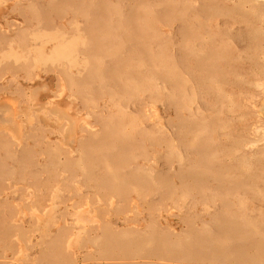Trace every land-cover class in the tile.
<instances>
[{
	"label": "rangeland",
	"instance_id": "374dc122",
	"mask_svg": "<svg viewBox=\"0 0 264 264\" xmlns=\"http://www.w3.org/2000/svg\"><path fill=\"white\" fill-rule=\"evenodd\" d=\"M0 264H264V0H0Z\"/></svg>",
	"mask_w": 264,
	"mask_h": 264
}]
</instances>
